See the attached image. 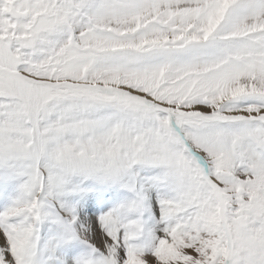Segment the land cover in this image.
Segmentation results:
<instances>
[{
    "label": "snow or ice",
    "instance_id": "obj_1",
    "mask_svg": "<svg viewBox=\"0 0 264 264\" xmlns=\"http://www.w3.org/2000/svg\"><path fill=\"white\" fill-rule=\"evenodd\" d=\"M0 264H264V0H0Z\"/></svg>",
    "mask_w": 264,
    "mask_h": 264
}]
</instances>
